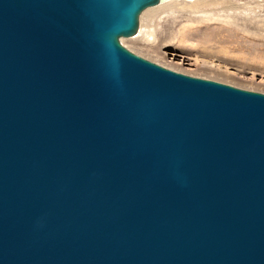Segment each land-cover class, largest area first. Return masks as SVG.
Instances as JSON below:
<instances>
[{"label": "water", "instance_id": "water-1", "mask_svg": "<svg viewBox=\"0 0 264 264\" xmlns=\"http://www.w3.org/2000/svg\"><path fill=\"white\" fill-rule=\"evenodd\" d=\"M168 0H0V264H264V93L127 50Z\"/></svg>", "mask_w": 264, "mask_h": 264}, {"label": "rangeland", "instance_id": "rangeland-1", "mask_svg": "<svg viewBox=\"0 0 264 264\" xmlns=\"http://www.w3.org/2000/svg\"><path fill=\"white\" fill-rule=\"evenodd\" d=\"M198 1L143 11L121 45L177 73L264 93V0Z\"/></svg>", "mask_w": 264, "mask_h": 264}, {"label": "bare ground", "instance_id": "bare-ground-1", "mask_svg": "<svg viewBox=\"0 0 264 264\" xmlns=\"http://www.w3.org/2000/svg\"><path fill=\"white\" fill-rule=\"evenodd\" d=\"M168 1H170V0H168ZM168 1H166V2H164V3H160L159 5L165 4V3H167ZM185 1H188V2H191V1H192V2H193V0H185ZM198 2H199V3H202V4H203L204 2H205V3H210V2L212 3L213 0H199ZM159 5H157V6H159ZM157 6H155V7H157ZM151 8H154V7H151ZM151 8H148V9H151ZM146 10H147V9H146ZM146 10H145V11H146ZM136 35H137V33H136ZM136 35H135V36H136ZM131 38H132V37H131Z\"/></svg>", "mask_w": 264, "mask_h": 264}]
</instances>
